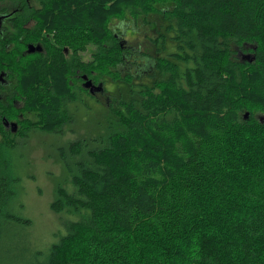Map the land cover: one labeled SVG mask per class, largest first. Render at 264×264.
<instances>
[{
  "label": "trees",
  "instance_id": "trees-1",
  "mask_svg": "<svg viewBox=\"0 0 264 264\" xmlns=\"http://www.w3.org/2000/svg\"><path fill=\"white\" fill-rule=\"evenodd\" d=\"M37 2L40 27L75 54L93 47L84 72L117 95L100 146L71 144L73 187L51 210L75 220L46 252L31 248L33 221L16 206L13 156L28 136L4 132L0 115V264H264V0ZM152 16L167 24L155 54L111 27ZM73 102L28 94L37 118L23 132L73 125Z\"/></svg>",
  "mask_w": 264,
  "mask_h": 264
},
{
  "label": "rangeland",
  "instance_id": "rangeland-1",
  "mask_svg": "<svg viewBox=\"0 0 264 264\" xmlns=\"http://www.w3.org/2000/svg\"><path fill=\"white\" fill-rule=\"evenodd\" d=\"M31 2L38 4L35 0ZM165 25L167 24L159 17L152 16L146 22L143 19L114 21L111 27L116 34L121 35L126 46L134 49V53L136 50H144L155 54L152 41L157 37V30L164 32ZM94 52L95 49L90 47L86 52V59ZM135 58L133 55L132 59ZM109 90V102L106 97H100L97 105L86 98L88 107L78 114L73 125L66 126L59 133L34 132L26 140H19V147L13 156L20 179L17 184L19 196L16 206L17 212L33 221L30 243L33 250L46 252L51 244L59 242L60 237L66 233V221L75 220L67 214H56L51 210V204L58 198L59 188L72 190L71 182L76 165L70 152L71 144L87 140L89 149L98 147L99 143L95 139L104 133L103 129L101 133L99 122L104 120V114L109 113V107L117 95L116 89L110 87Z\"/></svg>",
  "mask_w": 264,
  "mask_h": 264
},
{
  "label": "flooded vegetation",
  "instance_id": "flooded-vegetation-1",
  "mask_svg": "<svg viewBox=\"0 0 264 264\" xmlns=\"http://www.w3.org/2000/svg\"><path fill=\"white\" fill-rule=\"evenodd\" d=\"M39 6V3L36 5L31 0L19 5L0 6V115L3 116L4 132L10 135L21 133L23 137H30L34 133L23 132L24 124L37 118L36 114L28 115L24 111L26 97L30 93L38 94L43 90L57 92L64 101L72 95L76 103L73 102L71 109L76 116L85 108L86 98L97 105L100 97H106L108 102L110 100L106 85L99 79L97 81V74L89 76L84 72L85 64L92 61L94 53L87 60V51L75 54L74 50L60 48L55 43L54 33L42 29L35 18ZM28 10L31 19L26 18ZM22 16L24 18L19 19ZM30 46L35 47V52L29 53ZM27 55L29 58L23 60ZM60 62L61 67H58ZM39 68L45 71L40 74ZM22 74H30L34 84L23 89L20 85ZM86 77L95 86L103 85L104 91L91 93L85 86ZM62 82L64 86L60 88ZM13 124H17V127Z\"/></svg>",
  "mask_w": 264,
  "mask_h": 264
},
{
  "label": "water",
  "instance_id": "water-1",
  "mask_svg": "<svg viewBox=\"0 0 264 264\" xmlns=\"http://www.w3.org/2000/svg\"><path fill=\"white\" fill-rule=\"evenodd\" d=\"M35 52V47L34 46H30L29 47V53H33ZM86 83L85 86L87 89H90L91 93H95V92H103L104 91V86L103 85H99V86H95L93 85V83L88 80V78L86 77ZM249 117V113H246L245 118L248 119ZM15 127H17V124H13Z\"/></svg>",
  "mask_w": 264,
  "mask_h": 264
}]
</instances>
